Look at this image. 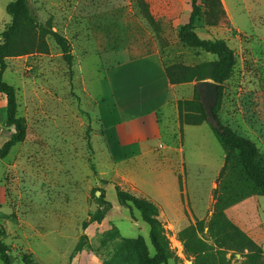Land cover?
<instances>
[{
	"label": "rangeland",
	"instance_id": "obj_1",
	"mask_svg": "<svg viewBox=\"0 0 264 264\" xmlns=\"http://www.w3.org/2000/svg\"><path fill=\"white\" fill-rule=\"evenodd\" d=\"M10 1L0 0V35L11 20L5 10ZM219 1V19L209 18L204 8L194 29L201 38L224 39L236 56L223 85L219 121L264 154V0ZM30 5L39 21L51 18L52 29L67 38L72 62L50 38L48 53L6 59L2 79L16 89L18 114L27 127L25 140L0 158L2 241L13 264H25L28 253L35 264H139L136 239L152 257L148 224L133 205L118 202L117 188L157 205L172 252L167 264H195L182 231L213 214L224 158L205 107L207 123L201 126L179 117L177 101L190 100L200 80L176 84L177 100L160 111L163 144L154 141L150 154L119 160L107 137L118 115L101 61L103 52L123 46L135 55L157 51L175 71L214 60L177 39L190 0H30ZM5 110L0 93V146L13 131L5 126ZM263 210L264 197L253 194L224 213L261 247L264 258ZM196 235L216 251L207 227H197ZM123 239L129 247L122 246ZM244 260L228 250L214 264Z\"/></svg>",
	"mask_w": 264,
	"mask_h": 264
},
{
	"label": "trees",
	"instance_id": "obj_2",
	"mask_svg": "<svg viewBox=\"0 0 264 264\" xmlns=\"http://www.w3.org/2000/svg\"><path fill=\"white\" fill-rule=\"evenodd\" d=\"M191 10L188 20L177 30V39L182 44L200 49L215 56L214 60L203 61L193 66L181 67L178 71L165 67L166 75L171 84L189 83L211 79L218 84V98L212 106V113L217 125L210 127L224 151V161L217 176V194L215 210L209 220H200L197 226H189L182 231L185 247L195 256V264H214L216 259L223 260L224 252L231 250L245 257L246 264H264L261 247L246 233L229 221L224 209L245 197L258 194L264 197V154L256 148L254 142L238 134L228 125L219 121L218 112L221 108L223 85L232 76L236 64V56L227 42L222 38L204 39L194 31L195 25L204 17V8L209 18L219 19L223 10L219 0H190ZM6 13L11 17L0 35V93L5 96V126L13 129L8 139L0 146V158H4L10 149L25 140L27 127L25 119L18 114L16 89L3 81L2 76L7 68V58L32 53H48V38L59 47L64 60L71 64L72 54L67 38L52 29V19L41 22L32 10L30 0H12L6 5ZM147 15V14H146ZM151 18H149L150 20ZM179 117L184 116L187 124L198 125L206 122L204 106L197 87L193 89L190 100H178ZM128 157V156H126ZM117 200L121 205H133L148 224L149 239L154 248L151 257L145 250L140 239L133 246L138 248L139 264H167L172 252L165 228L158 218L157 205L148 198L140 197L123 189H116ZM264 212V210H263ZM207 227L213 238L216 251L196 235L197 227ZM5 231L0 219V260L2 264H13L8 248L2 241ZM110 237H105V243ZM194 240V241H193ZM122 246L129 247L123 239ZM244 251H247L244 253ZM25 264H35L31 254H24Z\"/></svg>",
	"mask_w": 264,
	"mask_h": 264
},
{
	"label": "crops",
	"instance_id": "obj_3",
	"mask_svg": "<svg viewBox=\"0 0 264 264\" xmlns=\"http://www.w3.org/2000/svg\"><path fill=\"white\" fill-rule=\"evenodd\" d=\"M101 61L118 115V120L106 130L111 149L118 151L119 160L150 154L155 148L152 142L163 144L159 113L177 100V85L170 83L157 51L135 55L131 48L123 46L103 52ZM128 149L135 151L127 155ZM2 189L0 186V202Z\"/></svg>",
	"mask_w": 264,
	"mask_h": 264
},
{
	"label": "water",
	"instance_id": "obj_4",
	"mask_svg": "<svg viewBox=\"0 0 264 264\" xmlns=\"http://www.w3.org/2000/svg\"><path fill=\"white\" fill-rule=\"evenodd\" d=\"M199 93L201 101L206 109L207 114H211L213 118V125H217L215 117L212 113V106L217 101L218 97V84L211 79L200 80L199 82Z\"/></svg>",
	"mask_w": 264,
	"mask_h": 264
}]
</instances>
